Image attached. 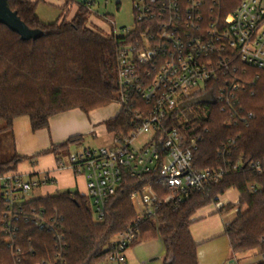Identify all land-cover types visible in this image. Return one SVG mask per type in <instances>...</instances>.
Segmentation results:
<instances>
[{"label": "built area", "instance_id": "1", "mask_svg": "<svg viewBox=\"0 0 264 264\" xmlns=\"http://www.w3.org/2000/svg\"><path fill=\"white\" fill-rule=\"evenodd\" d=\"M131 1L132 24L115 26L113 31L122 41L116 55L119 112L130 127L126 133H111L109 145L68 155L72 170L86 177L97 221L104 220L109 201L126 178H147L131 193L139 206L138 217L108 246L106 261L115 264H128L126 252L138 240L142 220L149 216L156 220L163 204L178 207L232 173L264 176V156L237 153L242 129L250 128L257 117L248 109L245 94L256 95L254 86L264 73V0H241L225 15L217 13L219 0ZM92 5L87 3L88 8ZM204 95L210 101L181 108ZM214 106L225 114L233 135L217 149L222 164L198 169L195 153L209 131L201 120ZM58 166L65 164L60 160ZM54 182L49 173L0 176L1 232L14 264H26V255L34 253L32 246L18 244L21 222H33L59 240L53 258L34 264H66L64 236L59 233L62 216L57 210L50 213L43 206L28 205L32 190ZM247 188L257 193L262 185L248 182Z\"/></svg>", "mask_w": 264, "mask_h": 264}, {"label": "trees", "instance_id": "2", "mask_svg": "<svg viewBox=\"0 0 264 264\" xmlns=\"http://www.w3.org/2000/svg\"><path fill=\"white\" fill-rule=\"evenodd\" d=\"M241 0H219L217 13L225 15L238 7ZM11 8L31 28H40L45 34L38 39L23 40L8 26L0 23V120L5 130H12L16 117L28 115L32 129L49 128L50 118L61 112L79 108L91 110L118 103L117 49L120 38L113 32L103 35L88 25L91 9L87 3L77 5L75 16L52 23L43 22L36 14L37 1L9 0ZM106 16V15H105ZM110 17V16H108ZM256 95L245 94L248 109L257 117L250 128L242 129L241 148L252 158L264 156V73L254 86ZM209 127L204 141L195 153L194 166L198 169L222 164L217 149L233 135L227 126L226 116L217 106L201 120ZM110 133H126L129 119L123 112L105 121ZM82 136L70 137L54 144L44 153H66L69 146ZM23 157L14 155L0 160V176L16 172ZM147 178H126L123 186L109 201L103 221H97L88 205L87 195L63 191L29 200L28 205L43 206L50 213L57 210L62 216L59 233L64 236L66 264H100L106 261L108 246L115 236L124 231L137 216L131 193L139 189ZM248 182H258L262 189L252 193ZM241 194L238 206L246 210L238 213L235 221L227 226L234 253L259 250L264 264V176L249 171L232 173L219 183L209 185L204 192H196L180 206L163 204L154 217L142 220L138 238L160 237L167 255L166 264H198L197 244L192 238V215L200 208L217 200L229 188ZM4 201L0 196V264H14L6 238L1 232ZM18 244L34 253L26 255V264L51 259L60 247L59 240L49 231L40 229L33 222H21Z\"/></svg>", "mask_w": 264, "mask_h": 264}, {"label": "crops", "instance_id": "3", "mask_svg": "<svg viewBox=\"0 0 264 264\" xmlns=\"http://www.w3.org/2000/svg\"><path fill=\"white\" fill-rule=\"evenodd\" d=\"M32 1V0H31ZM116 102L112 103L115 104ZM110 104V105H112ZM97 108L86 113L79 108L70 109L50 118L49 128L33 130L28 115L14 119L12 130H5L0 120V160L2 155L6 160L14 155L23 157L16 172L23 175L42 176L49 173L54 177V183L40 187L42 196L63 191H75L79 183L83 187L80 194L87 195L86 177L76 174L70 167L68 155L84 147H90L86 140L90 135L111 134L105 124L108 119L119 113V105L109 109V106ZM103 124L104 129L102 130ZM73 136L83 138L68 148V153H44L54 144H60ZM73 147V149H71ZM75 147V148H74ZM65 166L59 168V161ZM240 192L237 188H229L217 200L198 209L191 217L190 232L197 244L198 264H257L256 251L234 253L230 238L226 232L227 226L236 220L238 213L247 207L238 206ZM128 264H166V249L160 237L139 239L127 250ZM100 264H115L104 261Z\"/></svg>", "mask_w": 264, "mask_h": 264}, {"label": "rangeland", "instance_id": "4", "mask_svg": "<svg viewBox=\"0 0 264 264\" xmlns=\"http://www.w3.org/2000/svg\"><path fill=\"white\" fill-rule=\"evenodd\" d=\"M32 1H37L36 14L45 23H52L58 19H63L64 17L67 20H70L75 16L77 12L78 4L93 2V5L90 8L91 9L90 14L87 15L88 25L100 31L103 35H108V36L110 35L111 32L114 31L115 26L120 27L122 25H128V26L131 25L134 17L131 0H109L108 4L105 2V0H32ZM112 21L115 22V25H113ZM116 104L117 103L110 105L109 109L116 108ZM101 126L103 130L104 129L103 124H101ZM103 134L104 135H97V136L95 134L90 135V137H88L86 143L84 144H88L90 145V147H100L103 145H109L112 138L111 134L107 132ZM71 149H73V147ZM66 153H68V150L66 151ZM1 159L6 160V157L2 155ZM77 190L79 191V193L83 192V187L80 183ZM42 194L43 193L40 190V188H36L32 190L27 195V197L37 198L42 196ZM88 205L92 210V201L90 198H88ZM135 207L137 211V216L134 219L138 217L140 211L137 203H135ZM255 258L258 260L262 258L261 254L259 253V250H256Z\"/></svg>", "mask_w": 264, "mask_h": 264}, {"label": "water", "instance_id": "5", "mask_svg": "<svg viewBox=\"0 0 264 264\" xmlns=\"http://www.w3.org/2000/svg\"><path fill=\"white\" fill-rule=\"evenodd\" d=\"M0 23L8 26L11 30L18 33L23 40L38 39L45 34V32L40 28L29 27L20 18L18 12L11 8L9 0H0ZM208 101H210V97L208 95H204L182 103L181 108ZM169 264L174 263L170 261Z\"/></svg>", "mask_w": 264, "mask_h": 264}]
</instances>
